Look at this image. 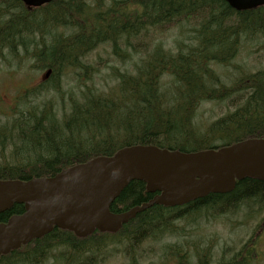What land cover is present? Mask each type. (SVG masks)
<instances>
[{"label": "trees", "instance_id": "1", "mask_svg": "<svg viewBox=\"0 0 264 264\" xmlns=\"http://www.w3.org/2000/svg\"><path fill=\"white\" fill-rule=\"evenodd\" d=\"M177 26H186L187 35L165 48L160 37ZM259 39L264 46V7L235 12L220 0H55L31 12L20 0H0V62L5 56L12 61L24 57L34 61L33 70L50 71L49 80L25 91L8 113L0 111L5 118L0 120V155L11 151L9 159H0V180L53 176L133 145L197 152L264 138V66L240 73L230 84L214 69L229 67ZM105 46L113 59L131 63L129 70L114 72L109 94L87 85L101 65L88 63L89 55ZM69 78L78 89L76 98L61 90ZM51 91L68 97L61 96L57 107L54 100L34 103ZM206 102L226 112L199 131L194 120ZM152 196L142 182L132 181L109 210L121 213ZM243 210L255 213L254 218L264 212V181L245 178L228 194H209L181 207L152 206L117 234L78 239L54 228L1 256L0 264H106L121 243L133 249L157 239V231L170 235L169 227L192 213L210 222ZM23 211V205L14 204L0 214V223ZM252 241L216 260L212 247L199 240L195 256L189 255L188 242L175 243L165 248L164 262L158 264H248ZM124 253L130 255L127 247Z\"/></svg>", "mask_w": 264, "mask_h": 264}, {"label": "water", "instance_id": "2", "mask_svg": "<svg viewBox=\"0 0 264 264\" xmlns=\"http://www.w3.org/2000/svg\"><path fill=\"white\" fill-rule=\"evenodd\" d=\"M38 8L54 0H20ZM236 12L264 6V0H220ZM264 181V139H249L217 150L182 153L137 145L71 166L52 177L0 180V214L14 204L24 213L0 224V256L19 249L53 228L85 238L116 233L137 214L155 205L175 207L209 194H227L236 181ZM131 181H140L148 202L122 213L109 207Z\"/></svg>", "mask_w": 264, "mask_h": 264}, {"label": "rangeland", "instance_id": "3", "mask_svg": "<svg viewBox=\"0 0 264 264\" xmlns=\"http://www.w3.org/2000/svg\"><path fill=\"white\" fill-rule=\"evenodd\" d=\"M186 26H177L170 29L167 33L160 37L165 48H169L174 43V40L180 38L181 34L187 35ZM186 32V33H185ZM21 55L22 52H19ZM6 61L0 62V111L2 113H8L9 110L15 106L16 99L21 95L32 89L31 87L36 85H42L45 81V70H33L35 66L34 61L27 60L24 57L20 59H14L5 56ZM88 63L96 65L100 63V66L96 67V73H94L93 81L87 83V85L98 90L103 94H109V89L114 84L113 75L114 72H124V69L129 70L131 63L127 62L124 66V62H120L117 59H113L110 54L109 47H100L96 51L89 55ZM258 66H264V46L261 45V40L249 43V46H245L240 54L232 60L229 67L217 66L214 67L216 72L221 78L230 84V81L238 76L242 72H252ZM119 70V71H115ZM69 78L65 85H61V90L68 92L72 98H76L78 89L75 83ZM66 89V90H65ZM84 91L81 88V93ZM62 95L55 92H48L38 97L34 103L40 104L49 100H54V106L57 107L60 104V97L67 98L68 94ZM15 95V96H14ZM111 95V94H110ZM14 96V97H13ZM119 101H122V97H119ZM226 112V109L219 108V105L206 102L200 104L197 109L194 124L199 131L205 130L214 120L219 119ZM121 119V118H120ZM0 120L4 123L5 118L0 116ZM217 143V142H216ZM0 159L4 156L9 159L11 151H7L0 155ZM13 158V155H12ZM202 215L192 213L184 219L176 221L173 227H169L171 234L162 233L157 231L154 233L157 239H150L144 243L139 244L135 248L128 246L127 242L121 243L110 255L107 256L109 260L106 264H130L131 259L136 261V264H158L161 260L164 262V251L170 245L175 243L188 242L190 248L188 253L191 256L199 255V242L203 246L212 247L213 258L219 259L223 253L228 255L232 251L239 250L241 243H245L248 239L254 238L256 241L255 247H257L255 254L251 252V257L254 258L250 264H264V212L258 217H255V213L240 211L235 215L214 217L210 222H203V218L197 219ZM215 216V215H214ZM194 221L198 222L193 223ZM250 218H254L250 220ZM192 223V224H191ZM190 226L193 228L191 231H186ZM199 240V242H197ZM211 244V245H209ZM180 245V244H179ZM130 252V255L124 253V249ZM251 246L249 245V248ZM229 250V251H227ZM163 253L161 254V252ZM255 255V257H254ZM46 264H56L52 261H48Z\"/></svg>", "mask_w": 264, "mask_h": 264}]
</instances>
